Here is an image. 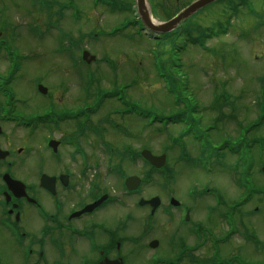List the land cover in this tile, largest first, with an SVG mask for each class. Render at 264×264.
I'll use <instances>...</instances> for the list:
<instances>
[{
	"label": "rangeland",
	"instance_id": "obj_1",
	"mask_svg": "<svg viewBox=\"0 0 264 264\" xmlns=\"http://www.w3.org/2000/svg\"><path fill=\"white\" fill-rule=\"evenodd\" d=\"M7 1L0 0V5L6 4ZM51 1H56L54 8L60 9V7L63 8L66 0ZM51 1L11 0V3H8V8L3 12L6 23L14 22L12 26L15 25V30L8 27V31L11 30L10 33L17 32L16 28L18 27V33H20L19 38L15 35L11 41L16 45L19 44L14 46L12 51L20 60L19 74H23V78L18 81L19 83L14 91L18 93L16 95L21 100L25 99L21 102L22 106H26L31 113H35L38 109L48 108L47 102L51 101L57 108L64 107V110L70 111L79 105L86 104L83 102L85 101L83 96L85 89L95 93L93 91L95 88L112 90L114 87L118 88L132 82L128 92L123 89V103L127 101L141 107L143 110H156L161 112L160 115H168L177 112V110H174L176 107H179L178 110L184 109L190 101L196 109V112H192L188 116L195 122L196 126L193 129L199 131L204 137L205 133L202 130H208L206 132L208 136L206 137H209L212 143L215 144L228 141L231 135L237 132L235 122L227 118L228 113L231 112L230 110L235 107L232 104L235 103L239 108L236 116L245 125L248 123L253 125L257 120H262L259 123L260 129L257 128L259 131L256 133L254 131L250 132V138L257 137L259 144L255 145L257 147L255 156L257 158L253 159L251 166H255L256 169L253 167L255 170L252 172V176L248 178V185L264 187V176L259 171V166L264 163V112L257 115L259 112L257 105L260 100L258 95H261L259 92L262 83H264V0H249V6L257 12V16L253 12L245 11L244 8L239 9V13L232 15L229 4H226V2H222V4L221 2H214L193 13L185 22L192 32L184 34L189 33L190 37L197 36V30L209 28L215 22H228L226 24L229 25L225 26L227 29L224 33L220 31V34L217 35H206L203 43L204 48L193 43L186 46L184 51L183 49L180 51L178 48L183 44L182 39L179 38L176 41L174 38L164 41L153 40L142 35L137 28H133V24H129L128 28L121 33L117 32L105 36V32L109 31L110 27L121 24L125 20H134L129 10H125L126 7L129 8L130 3H132L131 0H118L124 9L116 7L114 10L100 5L94 6L91 0H74L79 9V19H72L68 15L70 10L63 11L64 16L60 19V23L57 22V28L48 27V35L43 37L42 32L45 31L46 34L48 31L45 27L47 26L45 18H48L49 10L44 9L39 13L35 11L30 14L27 11H34L36 6L37 8L39 6L44 7L46 2L50 7ZM149 1L151 4L154 2L156 5L160 2L164 5L165 11L157 7V12L155 11L157 17L151 15L156 22H159L163 21L161 18H164V15L162 14L168 13L171 15L191 0ZM258 16H261L260 20L263 23L261 26H255ZM52 19L58 18L54 16ZM32 21L36 25L37 39L35 37L30 38L28 34L29 28L32 26L29 23L32 24ZM60 24L61 26L64 25V54L60 51L62 44H57L58 40L56 38V35L59 34ZM196 27L197 29H195ZM92 31L94 38L92 35L90 37L84 35ZM70 39L80 42L74 44V47L70 50L78 63L71 61L68 44ZM174 47L179 51H173ZM82 48L88 49L98 58V61L95 60L88 66H83L85 64L79 59L80 49ZM171 58L170 66L165 61ZM161 62L165 63L163 67L171 70L174 82L170 81L171 83L165 85L166 83L159 77V73L165 76L168 74L158 65ZM8 66V63L1 61L0 71H4ZM87 71L94 73L93 78L98 79L97 82L87 83L84 81ZM31 78L42 79L41 83H44L43 85H46L51 91L48 98L33 91L32 84H30L32 83L30 82ZM114 80H116L115 84ZM61 82L64 87L61 86ZM171 85L183 87V94L176 107L173 104L176 97L165 90ZM82 88H84L83 91ZM223 92L229 94L227 104H224L223 99H221ZM216 95L219 97L216 98ZM114 100L103 102L104 106L100 111H106L117 105L118 100ZM209 105H223L221 108L222 114L220 115V108L210 109ZM219 115L221 122H216L215 116ZM130 122L125 121L132 129L134 139H124V141L133 149L137 150L142 143L147 145L153 153L160 154L162 148L168 146L169 136L176 139L173 142V148L167 151V165L172 166V170H174V179L169 181L167 188L171 191V194L192 208L193 220H199L203 230L206 232L212 231L218 236H228L233 232L227 229V226L218 218L221 212L231 210L232 205L244 196L245 187L238 186L233 176L243 177L248 174L242 168L234 167L233 163L237 161L236 156L230 157L227 155L229 158L224 165H220L213 159L209 171H203L198 166L176 163L175 160L179 154L178 146L181 143L186 144L187 149L189 148L190 151L195 150L194 141L185 134L188 125L182 123L168 124L167 128L159 129L160 126L157 123L149 125L146 124L145 120L144 122L136 120L134 116H132ZM211 125L215 126L213 130L209 129ZM245 127H243V130L246 129ZM112 141L115 142L113 139ZM121 142L123 140H116L115 144L120 147ZM96 143L93 139L89 144L85 141L83 143L86 147L85 153H88L93 160L94 157L98 158L99 170L102 173V185L107 187L112 194L118 195L121 192L119 180L115 175L104 174L107 162L104 161V155ZM92 144L95 148L89 147ZM35 146L41 149V144ZM71 150H73V147H64V161L69 164V168L78 169V160H75L72 164L67 159L69 156L66 153ZM252 151L250 152L251 156H253ZM246 156L248 157V155ZM77 159L80 160L79 155H77ZM123 166L127 174L139 175L141 173L139 161L134 165L123 162ZM163 181V174L154 172L151 179L143 185L142 194L151 195L166 192L165 190L162 191ZM205 186L219 190L222 198L220 204L215 203L210 197L197 199L196 203H193V200L188 196L189 189H195L198 193ZM131 199L127 198V203L121 206L117 203L112 205V209L109 210L112 216H125L126 212L130 211L134 217L139 218L140 214L147 212L143 208L133 207ZM259 201V196H255L249 204L238 207L243 213L235 211L236 214H234L236 222L241 219L242 229L247 230L248 233L252 232L258 241L244 238L243 234L240 235L246 241L231 236L219 248L221 253L224 254L220 253L222 257L225 256L224 258H226L233 253L239 255L246 262L264 263V201L261 204H259ZM255 205L259 207L256 213L252 210ZM131 207L132 209H130ZM209 207L214 211L209 212ZM159 214L155 215L154 218L156 219L153 221L157 224L158 232L160 231V224L166 222L164 219L161 220ZM174 217L176 218V213L172 216V219ZM133 222L139 223L137 219ZM156 231L157 229L152 233H156ZM199 233L203 234V231L199 230ZM189 237L192 241H196L199 235L192 233Z\"/></svg>",
	"mask_w": 264,
	"mask_h": 264
},
{
	"label": "flooded vegetation",
	"instance_id": "obj_2",
	"mask_svg": "<svg viewBox=\"0 0 264 264\" xmlns=\"http://www.w3.org/2000/svg\"><path fill=\"white\" fill-rule=\"evenodd\" d=\"M2 5L0 62L7 61L2 43L6 44L8 56L12 58L13 47L19 45L11 41L19 34L8 31ZM20 79L18 72L8 74L5 70L0 71V87L4 81L14 93L6 106L9 116L21 118L26 123L36 122L32 132L27 127L16 125L13 120L0 118V264H160L172 260L177 264H194L198 255L204 259L210 255L211 249L207 245L209 234L198 232L203 230L202 224L193 220L192 208L188 204L176 206L182 208L185 220H180L179 213L172 219L175 211H171V196L160 200V211L169 219L160 233L151 232L146 216L137 218L139 223L133 222L130 214L123 218L113 217L109 210L115 198L108 188L101 189V171L86 169L81 161L78 169H71L64 161V144L70 143H79L85 155L83 161L86 158L92 160L84 150L86 139L64 121L55 125L38 122L41 116L62 115L55 105L49 106L52 110L40 113H31L26 106H21V99L14 92ZM3 105L4 96L0 88V113ZM102 118L106 123L113 122L111 114H104ZM111 133V128L106 125L102 131L104 144L112 145ZM49 141L56 146L55 152L45 148ZM86 143L89 144L90 140ZM38 144H41V149L35 146ZM68 154V161L74 164L76 158ZM107 172L104 173L109 174ZM43 175L46 177L45 186L40 180ZM90 176L93 178H87ZM4 177L15 178L22 184L10 187ZM138 193L131 195L137 196ZM103 195L107 196L97 206L78 213ZM198 197L201 195L195 196L193 203ZM142 208L149 209L147 205ZM171 222L175 223L172 234L165 232ZM192 233L204 238L192 241L189 237ZM152 240L157 241L154 248L150 247Z\"/></svg>",
	"mask_w": 264,
	"mask_h": 264
},
{
	"label": "water",
	"instance_id": "obj_3",
	"mask_svg": "<svg viewBox=\"0 0 264 264\" xmlns=\"http://www.w3.org/2000/svg\"><path fill=\"white\" fill-rule=\"evenodd\" d=\"M214 0H195L193 2H191L186 8H184L182 10V12H179L175 17L171 18L170 20L164 22V23H160V24H154L152 23V21L150 20V13L149 10L147 8L145 0H136V4H137V9H138V13L140 15V18L142 20V22L151 30L156 31V32H166L169 31L171 29H173L174 27L177 26V24H179L182 20H184L185 18H187L189 15H191L192 13H194L196 10H198L199 8L207 5L208 3L212 2ZM82 58L84 60H86L87 62L92 61V59H94V56L90 55L88 52L84 51ZM41 91L44 92V89L42 87H39ZM145 157L148 158V160H150L154 165L159 166L160 164L163 163V158L159 157L158 159L156 157H153L150 155L149 152H145ZM133 181L132 178L128 179L127 185L129 187H131L130 183ZM154 199L150 200L149 203H151V201H153Z\"/></svg>",
	"mask_w": 264,
	"mask_h": 264
},
{
	"label": "trees",
	"instance_id": "obj_4",
	"mask_svg": "<svg viewBox=\"0 0 264 264\" xmlns=\"http://www.w3.org/2000/svg\"><path fill=\"white\" fill-rule=\"evenodd\" d=\"M162 10H163V11H165V9H164V8H162ZM164 15H168V13H165ZM190 114H191V113H190ZM193 121H194V120H193Z\"/></svg>",
	"mask_w": 264,
	"mask_h": 264
}]
</instances>
